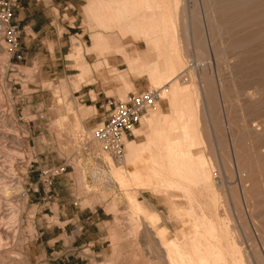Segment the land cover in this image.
Wrapping results in <instances>:
<instances>
[{
	"label": "rangeland",
	"instance_id": "rangeland-1",
	"mask_svg": "<svg viewBox=\"0 0 264 264\" xmlns=\"http://www.w3.org/2000/svg\"><path fill=\"white\" fill-rule=\"evenodd\" d=\"M35 1L54 7L52 0ZM91 1L85 0L80 7L76 23L80 27L73 29L79 35L70 37L63 57L55 53L63 27L55 21L58 32L53 28L45 39L40 35L34 40L30 28L32 36H25L23 25L15 20L20 0L13 9L14 21L22 29L19 48L10 53L0 35V115L7 123H1L0 129L19 138L7 141V148L23 156L14 163L18 182L9 197L12 210L21 208L18 234L2 242L5 245L0 243V264H166L163 250L154 249L151 242L154 233L167 230V237L174 239L189 227L182 222L191 206L183 191H171L169 198L129 185L126 148L123 159L116 160L91 140L93 128L109 115L112 96L122 99L129 92L151 88L161 95L171 86L155 85L147 75L129 72L116 45H124L131 58L141 53L155 59L156 50L125 35L116 24L107 28L110 18L108 23L104 20L109 15L104 8L108 10L105 6L110 2L97 0L105 4L97 10L102 7L105 16L95 10L99 14L95 12V17L89 9ZM178 1L174 46L166 50L177 49L184 61V71H178L182 88L192 91L196 84L197 89L204 86L203 97L198 91L200 131L193 151L208 162L217 214L230 228L244 264H264V3L251 0L253 4L243 9L244 4L231 7L226 0ZM97 33L105 36L106 44L90 51ZM243 39L249 43H241ZM77 47H81L80 56L75 54ZM123 74L128 76L126 82L120 78ZM96 80L110 97L94 111L86 106L97 101L81 95V87ZM207 86L212 91H206ZM157 109L171 112L161 97L149 111ZM136 128L144 132L142 119ZM127 140L145 142L146 136L129 135L125 146ZM60 166L66 169L53 177L47 193L39 172ZM27 190L28 195L22 196ZM207 191L199 189L201 199ZM151 225L155 232H149Z\"/></svg>",
	"mask_w": 264,
	"mask_h": 264
},
{
	"label": "bare ground",
	"instance_id": "bare-ground-1",
	"mask_svg": "<svg viewBox=\"0 0 264 264\" xmlns=\"http://www.w3.org/2000/svg\"><path fill=\"white\" fill-rule=\"evenodd\" d=\"M102 1L104 2V0ZM105 1H108V2H104L105 4L109 2L110 3L106 4L105 6V4L102 5V3L97 0L96 1L92 0L90 2L89 9L94 10L93 12L94 16H95V12L99 10L98 5L107 7L108 10L103 7L106 10L104 11V13L107 15L109 14L107 19H106L107 16H105V14L102 13L101 11L102 7H100L101 13L100 11L99 12L97 11L98 13L103 14L105 16L104 20L105 21L107 20L106 21L107 23L109 21V18L110 21L112 20L111 22L109 21V23L112 26H109V23L107 24L106 22L102 21L108 25L107 28L112 29L113 24L114 25L116 24V26H118L121 30H124L123 32L125 35L131 34L135 40H139L141 42L146 43L149 48L150 46L151 47L153 46V48L156 50L155 52H157V56L155 59H150L148 58L147 55H143L141 53L138 56L136 55L137 56L136 58H131L124 45H120V44L116 45L117 46L115 47L116 51L124 57L129 72L139 73V75L141 74L140 76L147 75V78L153 84L155 83L171 84V86L165 88L160 95L162 100H165L170 104L171 112L165 114L161 112L160 109L149 111L142 118V122L146 126V128L143 129L144 132L140 131L137 128H135L133 131V134H135L136 136H140L141 134L145 135L146 141L138 143L135 140H127L125 146L127 151L126 164L129 171L127 178H130L128 180L129 185L143 186L144 187L143 189L145 191L152 192L153 194L161 197L165 195L169 196V193L171 191L181 190L183 191L184 196H186L185 198L189 200L188 202H190L191 204L189 208L186 207L187 210L183 205H181L186 210V212H184L186 219L183 218L182 222H184L186 226L189 227L186 230L183 229L177 232V235L174 239L167 237V232H166L167 230L160 229L159 231L157 229V231L155 232L154 227H152V225L148 226L149 232H153V231L155 232L151 241L153 243L154 249L163 250L164 257H166V264H244L243 255L241 253L239 246L237 245L236 242H234L231 239L232 237L230 233L231 232L230 228L224 225L223 223L224 221L222 222L221 218L217 214L216 211L217 195L213 188L214 185L212 184V176L208 166V162H206L204 156H202L203 154L199 155L193 151L195 147H197L196 145L199 141V131H200L198 130V124H197L198 116L196 114L197 113L196 109L198 107V98H200L198 96V91L201 92L203 97L204 86L203 88L197 89L196 86L197 84H196L195 85L196 88L193 87L194 90L192 91L188 89V86L182 88L181 84L178 81V77H179L178 71L181 70L182 72V70L184 69V61L182 60L180 54H177L175 52V50L177 49L173 50V52L172 50H166L167 46L169 45L174 46L173 42L175 40V35H176L175 34L176 31L174 28L176 21L175 11L177 9L176 6L178 5L179 1L178 0H105ZM226 2L228 4H231V7H233L232 4L238 6L244 4L243 9H245L247 3L252 1L226 0ZM108 6H110V10ZM253 6H255V3ZM227 7L229 8V6ZM235 7L237 8V6ZM107 11L110 12L108 13ZM97 12L96 14H98ZM236 17L237 16H234V18ZM232 20L233 19H231V21ZM99 23L101 22L99 21ZM240 23H237V26L238 24L240 25ZM254 25L256 24L254 23ZM105 26L103 25V27ZM262 26L264 25L262 24ZM93 39H94V46L91 48L90 51L96 50L97 52V50L100 49V47L106 44L105 43L106 38L102 33L95 34ZM254 39L252 38L253 41ZM249 40L250 38L248 39V41ZM245 41L243 39L241 43H245ZM257 44L254 43V45ZM153 48L149 49V51L153 50ZM76 50H77L75 52V54H77L76 56H80L82 54L81 47H77ZM127 74H123L122 76H120V78L125 82H126V78L128 77ZM209 87L208 86L205 87L206 91L208 92L209 90L212 91L211 89H209ZM201 94L199 95L201 96ZM3 122L7 124L6 120L4 119V117H2V113H1L0 124L1 123L3 124ZM10 137H12V135L7 129L4 130L0 129V243L1 244L6 239L9 240L10 238L15 237L18 234L16 231H18L17 228V226H19L18 220L21 215L20 212L21 208L20 209L15 208L13 210L11 209L12 207L10 206L11 204L9 197L11 193H13L12 191L15 183L17 187V182H18L16 177H14V172H15L14 163L16 160L17 161L18 159L20 160V158H22L23 156L21 157L20 152H18L17 149L11 150L7 148L8 147L7 141L15 142L14 139L16 141H20L19 138L17 137L16 138L12 137V140L9 139ZM201 142L199 144H202ZM158 145L161 146L163 149L162 148L155 149V147H158ZM153 148L155 150H153ZM204 188L208 191L206 192L207 194L205 195V197L203 195V199H201L202 197L198 195V194L201 195V193H199V189L201 190ZM203 192L205 193V190ZM130 197L132 198V196ZM194 202H197L196 204L197 206L196 205L194 206ZM172 204H174V201L172 202ZM176 207L178 208V206ZM196 207L198 208L197 210ZM141 210L143 209L141 208ZM184 215L182 214V216ZM150 219L152 221H155L154 220L155 216H150Z\"/></svg>",
	"mask_w": 264,
	"mask_h": 264
},
{
	"label": "built area",
	"instance_id": "built-area-1",
	"mask_svg": "<svg viewBox=\"0 0 264 264\" xmlns=\"http://www.w3.org/2000/svg\"><path fill=\"white\" fill-rule=\"evenodd\" d=\"M15 5L16 0H0V35L7 42V49L12 54L20 46L22 32L21 27L14 21L13 9ZM193 64L191 62L192 66ZM159 99L160 93L154 88L129 92L122 99L112 98L108 102L109 115L101 125L93 128L91 140L99 145L102 152L116 160H122L125 154V140L129 135H133V131L140 124L142 117L155 107ZM65 169L60 166L42 169L39 172L47 193L51 190L53 177ZM28 192L29 190L23 191L21 194L25 197Z\"/></svg>",
	"mask_w": 264,
	"mask_h": 264
},
{
	"label": "crops",
	"instance_id": "crops-1",
	"mask_svg": "<svg viewBox=\"0 0 264 264\" xmlns=\"http://www.w3.org/2000/svg\"><path fill=\"white\" fill-rule=\"evenodd\" d=\"M52 1V5L54 6L53 8L46 3H42L41 1L20 0L19 6L16 8L15 20H17L19 24L23 25L25 36L31 35L27 30L29 28L35 32V35L32 37L34 40L40 35H44L45 39V37H47L49 33L53 31V28H55V32H58L55 21L58 22V25L62 26L64 30L62 33H58L59 45L56 48L55 53H59L60 57H63L64 50L68 46L70 37L73 35H79L78 32H73V29L80 27L76 23L79 20L78 15L80 14V7H82L85 0ZM53 9H56L57 13L53 12ZM65 36H67L66 40L63 39ZM67 65L71 66L72 63ZM81 90L83 92L81 95L87 96L93 102L97 101L94 103V106H86V108H91L94 111H97V106L100 108L104 107V104L100 103L102 101L106 102L110 97L106 94L108 89H106V87L97 80L95 83L84 84L81 87ZM92 94H94L95 97H92ZM112 97L116 98L115 96Z\"/></svg>",
	"mask_w": 264,
	"mask_h": 264
}]
</instances>
